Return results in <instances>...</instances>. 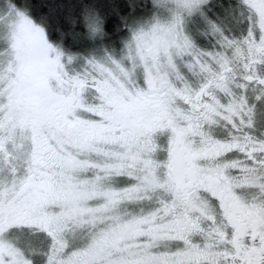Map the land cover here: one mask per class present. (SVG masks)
Here are the masks:
<instances>
[{"label":"snow or ice","instance_id":"snow-or-ice-1","mask_svg":"<svg viewBox=\"0 0 264 264\" xmlns=\"http://www.w3.org/2000/svg\"><path fill=\"white\" fill-rule=\"evenodd\" d=\"M0 264H264V0H0Z\"/></svg>","mask_w":264,"mask_h":264}]
</instances>
